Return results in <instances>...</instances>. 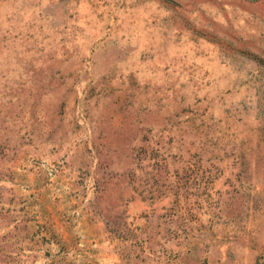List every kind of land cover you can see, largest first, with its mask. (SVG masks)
Masks as SVG:
<instances>
[{
	"label": "rangeland",
	"instance_id": "1",
	"mask_svg": "<svg viewBox=\"0 0 264 264\" xmlns=\"http://www.w3.org/2000/svg\"><path fill=\"white\" fill-rule=\"evenodd\" d=\"M0 264H264V0H0Z\"/></svg>",
	"mask_w": 264,
	"mask_h": 264
}]
</instances>
